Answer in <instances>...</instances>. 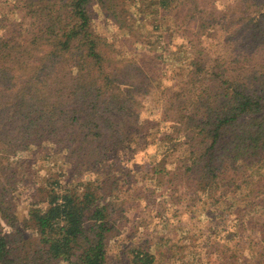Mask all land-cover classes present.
<instances>
[{"label": "trees", "instance_id": "obj_1", "mask_svg": "<svg viewBox=\"0 0 264 264\" xmlns=\"http://www.w3.org/2000/svg\"><path fill=\"white\" fill-rule=\"evenodd\" d=\"M204 1H160L177 16L174 28L192 27L195 39L187 40V74L163 100L174 125L153 137L161 154L152 177H172L162 186L180 195L175 207L188 191L187 214L209 221L179 242L185 264H264V0H234L221 12ZM125 6L16 0L0 18V264H162L168 256L167 242L140 240L112 260L128 229L130 191L114 158L149 146L154 128L142 117L143 99L157 92L140 59L108 54L94 28L99 9L120 30H136ZM9 21L19 30L4 31ZM210 30L218 37L206 44ZM37 156L53 166L49 176L33 171ZM245 228L256 242L249 253Z\"/></svg>", "mask_w": 264, "mask_h": 264}, {"label": "rangeland", "instance_id": "obj_2", "mask_svg": "<svg viewBox=\"0 0 264 264\" xmlns=\"http://www.w3.org/2000/svg\"><path fill=\"white\" fill-rule=\"evenodd\" d=\"M125 1L128 7L125 6L124 8L126 13L130 12L129 17L131 16L130 24L132 27L137 26L136 30H120L112 22L108 21L99 9H95L93 13L94 28L108 41L110 45L108 54L116 57L121 55L127 61L134 59L138 61L140 59V67H142L143 71L146 70L149 77L155 81L157 92L152 93L147 99H143L142 117L150 119L153 122L151 128H154L151 130L153 134L149 139V146L144 147V145L137 146L135 144L133 149H122L119 156L114 158L116 159L115 161H118L116 165H120V168H123V171H120L121 174H124L123 178L125 177L122 182H127V188L130 191L126 196L128 200L126 203L128 206V229L126 233L122 232V241L118 242V244H113L112 253L114 257L112 260H118L117 258L121 253L124 255L125 250L122 247L129 248L131 244H138L140 240H146L147 242L151 240L152 248H155V246L160 247L167 242L164 251L168 252V256L164 262L185 264L186 259L179 251V242L189 239L191 234H196L200 228L207 223L209 224V221L206 218H202V221L207 223L200 224L199 220H193L187 214L185 209L189 204H192V196L188 191L183 196V201L180 202L184 203V207H175L180 195L178 196V193H176L174 197H171L168 189L166 191L162 186V183L174 180L172 177L165 176L161 180H156L152 177V169L156 165L159 166L156 163L159 161L161 154L159 143L155 144L153 137L158 136V134H155L156 132H162L160 134L161 137L166 136L167 131L172 133L171 127L174 124L171 120L165 119L163 100L168 98L171 91L177 90L187 74L192 58V54L187 49V40H189L188 37L190 36V39H195L194 31L192 27L185 28L177 25L174 28L171 21H174L177 16L174 15L173 11L165 13L166 11L160 7L161 0H145L143 3H141V0ZM232 1L234 2V0H206L204 3H213L218 12H221L225 11L224 9L231 5ZM15 3L16 0H0V18L10 14ZM183 13L184 10L178 16ZM183 19L181 18L180 24H184ZM3 25L6 27L4 31L19 30L15 27V21L6 22ZM219 27H216L215 30H219ZM217 33V31L210 30L206 35V44L215 42L218 37ZM194 50L192 49V51ZM197 50L199 51L198 48ZM141 55L147 56L145 57L146 66L142 63L143 58H140ZM151 56L157 57L152 60L149 59ZM184 153V151H179L177 155ZM174 160L176 159L169 157L165 166L173 167L171 164ZM33 163L34 172L37 171L39 176L47 174L49 176L50 169L53 168L52 165H49V162L46 163L37 156ZM87 176L84 174L83 178ZM184 186L186 187V185L180 186V190ZM160 188L162 189L159 190ZM31 200L30 190L26 191L25 196L19 200L18 215L20 220L25 218L29 204H32ZM177 208L180 210L178 213H176ZM137 223L141 225L135 227ZM144 232L149 235L146 236L147 238L141 236ZM250 233V230L244 229V235L250 238V241H248L250 243H247L245 247L246 253L252 252V248L256 245ZM202 242L203 240L200 241V250L204 253L205 244ZM179 255L181 256L179 257ZM160 262L168 264L161 260ZM112 264L121 263L118 260L113 261Z\"/></svg>", "mask_w": 264, "mask_h": 264}]
</instances>
